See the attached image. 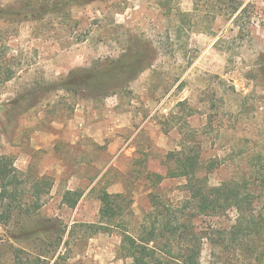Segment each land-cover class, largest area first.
I'll return each mask as SVG.
<instances>
[{"label":"rangeland","instance_id":"374dc122","mask_svg":"<svg viewBox=\"0 0 264 264\" xmlns=\"http://www.w3.org/2000/svg\"><path fill=\"white\" fill-rule=\"evenodd\" d=\"M52 1L61 0H0V155L26 180L52 182L37 212L0 225V264H16L17 255L29 264H128L122 232L142 237L161 221L151 194L172 219L187 197L183 178L154 187L148 172L164 174L192 143L205 158L224 159L208 175L211 185L264 162V0H238L237 23L212 18L213 0H65L33 19ZM80 70L98 74L96 88H59ZM103 187L123 195L127 214L92 233ZM68 190L81 194L73 208L62 201ZM256 211L264 216V197ZM186 212L202 236L200 264H256L243 235L229 237L243 216L235 209ZM39 223L65 233L11 238ZM175 238L174 252L183 246ZM257 240L264 248V235Z\"/></svg>","mask_w":264,"mask_h":264},{"label":"trees","instance_id":"16d2710c","mask_svg":"<svg viewBox=\"0 0 264 264\" xmlns=\"http://www.w3.org/2000/svg\"><path fill=\"white\" fill-rule=\"evenodd\" d=\"M65 0L57 1L49 5H42L35 11L33 19H40L45 13L53 9H59L68 4L89 3L95 0ZM70 3V2H69ZM225 5V11L221 12L219 7ZM238 0H213V17L225 15L227 18L234 16L233 21L237 23L243 11L239 10ZM12 77L8 74L4 80ZM99 82L98 74L89 70H80L71 73L60 84V89L69 91L74 87L81 89L96 88ZM261 159L260 153L258 157ZM264 159V158H262ZM224 159L216 156L205 158L199 146H183L176 154L173 165H168L164 174L148 172L147 177L155 187L167 178H183L185 180L186 199L180 212L181 217L172 219V214L167 206L166 212L160 211L164 205L162 199L151 194V202L154 212L161 216L159 227L154 223L149 224L144 236L134 237L127 232H122L120 255L129 258L128 264H200L199 263V239L193 233L191 217L186 215L187 209H194L196 215L216 216L224 214L229 209H235L241 217V221L228 234L231 239H237L243 235V244L252 253L256 264H264V248H258V240L264 235V216L258 218L256 214L257 205L264 197V162L249 174L242 173L229 180H221L218 185L209 184L208 175L222 166ZM30 181L13 164L8 155H0V225H9L15 218L31 216L42 206V198L48 192L46 187L51 186V180L46 176L32 177ZM28 181V182H26ZM81 194L76 190H68L62 196V201L68 207H75ZM100 201L99 221L88 224L92 233L104 232L110 227L120 225L126 213L127 204L120 193H110L106 188L98 191ZM54 223H39L32 229H23L13 232L11 238L14 240H29L35 234L49 233L51 230L65 233V229H57ZM70 234V232L68 233ZM182 238L183 246L174 252L173 239ZM225 238H222V241ZM164 241L167 249H160L157 241ZM40 259V258H39ZM31 260L15 257L16 264H29Z\"/></svg>","mask_w":264,"mask_h":264}]
</instances>
